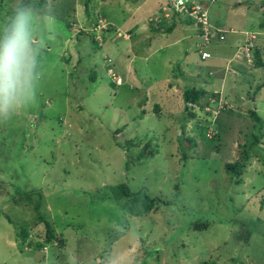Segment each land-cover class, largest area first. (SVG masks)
<instances>
[{"label":"rangeland","instance_id":"rangeland-1","mask_svg":"<svg viewBox=\"0 0 264 264\" xmlns=\"http://www.w3.org/2000/svg\"><path fill=\"white\" fill-rule=\"evenodd\" d=\"M172 1L45 0L43 13L31 10L34 99L0 112V264H264V137L239 183L224 170L264 134V62L247 68L228 49L240 66L231 82L227 48L205 46L201 59L192 24L165 8ZM183 1L200 3L210 25L264 27V0ZM19 2L0 0V35ZM193 88L226 102L213 118L193 109L195 133L182 100ZM206 130L218 133L217 151L203 145ZM188 136L199 152L181 153ZM150 199L166 204L148 211ZM47 225L64 248L21 253V226L41 242Z\"/></svg>","mask_w":264,"mask_h":264},{"label":"clouds","instance_id":"clouds-1","mask_svg":"<svg viewBox=\"0 0 264 264\" xmlns=\"http://www.w3.org/2000/svg\"><path fill=\"white\" fill-rule=\"evenodd\" d=\"M170 4L171 3H168L167 5L170 6ZM169 13H174V12L170 11ZM160 17L161 14L159 15V18ZM173 17L178 19H184L185 21H187V18H185L182 15H178L177 13H174ZM162 19H160V22L162 21ZM31 22H32V15L30 9H20V8L15 9L9 19L3 39L0 40V112H5L10 108L14 110H19V108L21 107L22 99H27L30 101L34 99L33 83L36 79V74L34 73V69L36 67V62H35L36 49L33 48V44L35 43V41L32 34ZM160 22L156 24L158 27H160ZM162 23L164 24V20ZM190 24L193 23L191 22ZM212 29L216 33V37L212 38V40L208 43L202 40V38L200 37V30L197 29L199 32V37L202 40L201 42L205 44H209L212 42L218 44L224 42L226 39L225 32L221 29H216L213 27ZM221 34H224L225 36V39L222 41L218 39L219 35ZM201 54L202 53L200 52V55ZM208 54L210 57V53ZM201 59L203 58L201 57ZM251 59H252V55L251 58L249 59L250 60L249 62L245 59L246 63H251L252 62ZM228 63H230V61ZM231 63H234V61H231ZM228 69H227L228 73L232 74V71L229 72ZM233 69L235 74L232 75H237V74L239 75L238 71L235 68ZM110 71H111L110 77L112 82H114L117 85H121L122 84L121 77L115 75L112 69H110ZM246 73L247 72H245V74ZM223 79L221 81H223ZM261 85L263 87L264 84ZM213 95H214V100L216 101L217 104V109H219L217 112L221 110L224 111L226 108L225 106L226 102L223 100H219L220 98L218 96H215L214 93ZM194 110L200 111L201 109L199 107H196L194 108ZM203 111H208L209 113H214L216 115V111L212 112L209 107H205ZM209 131H207L208 137L211 139L212 137L215 136V134H211L212 136L211 135L209 136ZM56 245L57 244L55 243V246Z\"/></svg>","mask_w":264,"mask_h":264},{"label":"trees","instance_id":"trees-1","mask_svg":"<svg viewBox=\"0 0 264 264\" xmlns=\"http://www.w3.org/2000/svg\"><path fill=\"white\" fill-rule=\"evenodd\" d=\"M89 1H91V0H88V2ZM44 4H45V0H20L18 6L15 9H17V8L30 9V10H34V11H36L38 13H41L42 12V7H43ZM15 9H13L11 11V13L9 14V18H8L7 22H5L6 23L5 24V29H6L7 25H8L9 19H10L11 15H12V13H13V11ZM186 22L191 23V21L188 20V19H187ZM68 26L70 27L69 24H68ZM95 26H97V25H95ZM174 26H175V24L172 23L169 27H167L165 29L164 33L170 32L174 28ZM104 28L105 29H103V30H106V32H109V29L106 28V25H105ZM158 28H156L154 31L155 32H159ZM4 34H5V31L0 35V40L3 39ZM97 40H99V39L95 36L93 41H97ZM256 55L258 56V53ZM70 61H71V59L69 58V61L67 63H69ZM257 61H258V67H262L263 66L262 62L263 61L260 59V56L257 59ZM78 62L79 61H77V63ZM93 80H94V78L92 79V81ZM113 84L115 86H117V87L120 86V85H117L115 83H113ZM259 88L261 89L262 85H260ZM196 89L197 88L184 90V92L182 94V100L184 102L185 110L187 112V114H185V116L187 118L191 117V118L195 119L198 122V124H199L196 127V129L191 130V132H194V133H195V131L199 132L201 130L199 126L202 124V121H200V119H199L200 117H198L195 113L192 112V110L194 108L199 107L201 109L199 112L203 113L206 117L208 116L210 118L212 117L210 115L211 113H209L208 111H203V109L205 107H209L212 112L213 111L217 112L219 110V109H217V104H216V101L214 100V95L212 93L208 94V93L204 92V90H202V88L201 89H197V90ZM212 106H214V107H212ZM154 108L157 111H160V109L157 106V104L154 105ZM252 113H253V118H252V116H251V118L255 120L256 124H258L261 121L260 117L256 114V112H252ZM249 115H251L250 112H249ZM63 118H65V115H63V116H59L58 115L57 122L61 124V121L63 120ZM205 123H206V126L204 125L205 127L211 125L210 122L206 121ZM215 130L218 132L219 129H217L216 126H215ZM217 135H218V133H216L215 136L210 139L208 137V132L206 130V133L203 135V138H204L203 145L209 146L208 147L209 149L211 147L212 149H215V151H217L218 148H219L218 145L216 144L217 143L216 141L218 140V136ZM263 137H264V134H262V133L258 134L257 136H254L253 137V140L255 142L254 144L250 142L249 138H247V140L245 142V145L242 146L243 149H242V155H241L240 159L239 160L237 159L235 162L226 163L224 165V170H225L226 174L229 175L230 178L234 182L235 181H236V183L240 182V180H241L240 178H241V175H242V170L245 167V165L247 164V162L250 160V155H251V151L250 150H251V148L252 147L256 148V146L260 143L261 138H263ZM180 142L183 144V146L181 147V153H182V151L184 153L186 149H188L190 151L193 150L192 151L193 153L199 152V150H196L197 142H196V140L194 138H191L190 136H188L186 138L184 137ZM191 142H193V144ZM210 142H211V144H210ZM185 143H186V145H185ZM133 145L134 144H132V146ZM124 151H126V148H123V150H121L122 153H124ZM149 154H150V152H149ZM190 156H192V155H190ZM196 156L198 158L199 157H202L204 159L208 158L207 154H203L202 156H198V155H196ZM193 157H195V156H193ZM187 158H188L187 155H185V156L181 157V160L182 161L185 160V162H186ZM205 161H207V160H205ZM120 187H121V192H119V194H121V197L122 196H123L122 198L128 197V192L126 191L125 187L123 185H121ZM174 189L176 190V194H177L178 193L177 190L179 189V186L176 185L174 187ZM18 191L19 190H17L16 192H18ZM112 191H114V190H112ZM21 200H22V194H20L19 196L14 197V198L11 199V201L13 203H15V204H17V202H21ZM155 201H156V203H159V204H163V205L166 204L163 201H160V200H157V199H150L148 201L150 203L145 205L146 210H148V211L151 210L152 209L151 206L155 204L154 203ZM39 207H40V204L35 205V210L37 212H39L38 211ZM155 210H157V208H155ZM45 224H46V222H45ZM192 227L195 230L206 229L208 227V224L205 223V222H202V223H199V224L198 223H194ZM17 237L20 238L19 250H20L21 253L26 252V250H30V251H32L34 249H38V250L40 249L41 250L42 247L44 248L45 244H50L51 242H53V243L55 242L57 245L55 247H53V248L59 249V250L64 248V246L66 245V241L64 240V238L63 237L62 238H56V236L54 234V230L50 229L48 227V225H47L45 233H44L43 241H41V242L36 240L37 234H35V236H33V237L30 235V231L28 230L27 226H25V227L21 226ZM56 257L57 256H55V258ZM98 264H102V262L100 261ZM201 264H211V263L203 262Z\"/></svg>","mask_w":264,"mask_h":264},{"label":"crops","instance_id":"crops-1","mask_svg":"<svg viewBox=\"0 0 264 264\" xmlns=\"http://www.w3.org/2000/svg\"><path fill=\"white\" fill-rule=\"evenodd\" d=\"M237 11H235V13ZM241 14L243 15L242 12H241ZM245 19H247V17H245ZM175 21H177V18H175ZM249 22L251 23V26H253V27L245 26L242 29H238V28H236V27H234V26H232L230 24L224 25V24H221L219 22H214L211 26L213 28L223 30L225 32V34H226V39H225L224 42H222L223 45L221 43L217 44V43H214V42L209 43V44L202 43L201 42L202 40L199 37L198 30L192 24L194 30L196 31V36L201 40L199 42V44H200L199 52H201V49H204L205 46L213 47L214 44H215V45H218L217 47L227 48L226 52H221L223 54V55L221 54V56H219L221 58V60H225V61H227V63L229 61H231V60L233 61L232 58H230V57L227 58L226 57L228 49H232V50L235 51L233 53V55L237 59H240L241 61L243 60V61L246 62L245 57H240V56L237 55V49L239 47H242L243 45H247V46L250 47V51H251L250 53L252 55V59H251L252 62L251 63H245L244 62L246 67L247 68H251V67H254V65H255L256 68H259L257 59L260 56V59L263 61L262 55L264 54V27L260 24L259 20L258 21L257 20L251 21L249 19ZM203 52H207V51L204 50ZM257 53H258V56L256 55ZM222 56H224V58ZM237 63H241V62H237ZM231 66L233 68H235L238 71V73H239V71H240L239 67L240 66L237 68V67H235V66H237L236 63L235 64L234 63H230V68L228 70H229V72L232 71V74H235V72H234V69ZM247 72H250V69H248ZM228 74L232 75L230 73H228ZM237 78H238V74H237V77H235V75H232L231 81L235 82L237 80Z\"/></svg>","mask_w":264,"mask_h":264},{"label":"built area","instance_id":"built-area-1","mask_svg":"<svg viewBox=\"0 0 264 264\" xmlns=\"http://www.w3.org/2000/svg\"><path fill=\"white\" fill-rule=\"evenodd\" d=\"M211 2H215L217 0H210ZM165 8L167 11H172L174 13H177L178 15H182L188 20H190L193 25L200 30V37L202 40L206 43L210 42L212 38L216 37V33L212 29V27L209 24L207 11L200 3H191L190 5L186 4V1L183 0H173L169 5H165ZM166 13V12H165ZM101 21H99V24L101 25ZM100 25H97L98 27ZM105 25H102L104 27ZM218 39L220 41L225 39L224 34L219 35ZM250 47L247 45H243L242 47H239L237 50V55L240 57H245V59L249 62L251 58L250 53ZM201 57L203 59L208 58L209 54L202 52Z\"/></svg>","mask_w":264,"mask_h":264}]
</instances>
